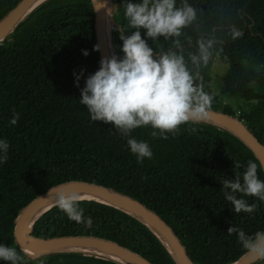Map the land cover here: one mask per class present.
<instances>
[{
	"label": "trees",
	"instance_id": "obj_1",
	"mask_svg": "<svg viewBox=\"0 0 264 264\" xmlns=\"http://www.w3.org/2000/svg\"><path fill=\"white\" fill-rule=\"evenodd\" d=\"M19 1L0 0V20ZM114 2L112 46L122 58L120 31L127 36L135 30L128 28L123 0ZM180 3L177 0V6ZM188 3L197 9V19L175 39L190 71L195 69L188 54L197 51L200 36L223 41L215 45L208 65L199 68L201 79L196 82L213 97L211 108L238 116L264 144V0ZM233 27L243 33L241 38H231ZM141 36L157 54L177 50L172 39L152 41L143 29ZM94 45L90 0H46L0 42V139L10 145L6 162L0 163V244L16 248L22 264H122L80 251L32 257L16 242L15 221L28 203L59 183L86 180L128 194L157 211L196 264H230L241 258L247 251L227 229L235 225L249 235L264 231V202L243 197L258 207L252 214H236L224 198L221 180L235 179L234 161L241 163L238 171L243 173L252 160L264 181V168L254 151L232 131L209 122L183 124L178 135L168 133L167 139L153 137L154 129L146 126L130 134L146 141L153 152L151 159L138 163L127 145L129 137L121 136L111 123L93 122L79 102L86 78L100 67ZM215 61L228 65L220 80L221 94L249 90L258 97L255 105L238 112L225 106L212 87ZM13 112L19 113L14 126L9 123ZM78 207L92 218L90 228L69 220L55 205L36 221L32 234L102 236L154 264H178L162 240L131 214L96 200L82 199Z\"/></svg>",
	"mask_w": 264,
	"mask_h": 264
},
{
	"label": "clouds",
	"instance_id": "obj_2",
	"mask_svg": "<svg viewBox=\"0 0 264 264\" xmlns=\"http://www.w3.org/2000/svg\"><path fill=\"white\" fill-rule=\"evenodd\" d=\"M121 6L128 28L135 31L127 36L120 31L123 57L113 54L101 58L99 69L86 78L79 102L87 108L93 122L111 123L121 136L129 137L130 151L138 163H143L145 158H152L153 152L146 141L130 137L134 129L151 126L153 137L159 135L167 139L168 133L178 135L181 125L207 118L213 97L196 81L201 79L199 68L208 65L215 45L223 41L200 36L196 41L197 51L188 54V61L195 69V72L190 71L182 46L175 39L197 19V9L188 0H181L180 6H177V0H140L138 3L123 0ZM141 29L152 41L160 37L165 41L172 39L179 51L169 49L157 54L142 38ZM230 35L236 40L243 33L233 27ZM94 50L98 51L99 45H94ZM82 52L85 56L89 54L87 50ZM83 72L81 69L79 75L74 73L77 87ZM18 120L19 113L13 112L9 123L14 126ZM9 147L6 139H0V163L6 162ZM241 167L239 161H234L235 179H222L221 189L236 214H252L258 206L249 204L243 197L252 196L264 202V181L258 178L256 162L249 160L243 173L238 171ZM237 193L242 194L241 198ZM80 199L75 192H61L56 198V206L69 220L90 228L93 220L85 217L84 210L78 207ZM227 233L236 234L238 243L254 259H264V231L249 235L233 225ZM0 260L7 264H22L17 249L4 244H0Z\"/></svg>",
	"mask_w": 264,
	"mask_h": 264
},
{
	"label": "water",
	"instance_id": "obj_3",
	"mask_svg": "<svg viewBox=\"0 0 264 264\" xmlns=\"http://www.w3.org/2000/svg\"><path fill=\"white\" fill-rule=\"evenodd\" d=\"M90 1L93 7L96 44L99 45L98 54L101 60L102 57H110L109 44L111 43L112 46L111 26L114 21L111 12L108 13L106 10L107 0ZM36 2L37 0H20L0 20V42L9 36L18 24L42 3L36 4ZM112 2L114 3V0ZM202 121L220 125L235 133L254 151L264 168V144L238 116L211 108L207 118ZM61 192L65 194L69 192H75L77 194L86 192L105 198L108 201L94 198H81L80 200L100 201L131 214L146 224L162 240L178 264H196L188 254L178 235L157 211L148 208L140 200L128 194L86 180H70L59 183L34 198L19 212L15 221L14 236L21 249L30 256L41 257L53 252L80 251L105 256L122 264H154L140 252L102 236L86 234L63 235L49 238L34 236L32 234L34 224L44 213L56 205V198ZM48 205H50V208L34 219L37 211ZM159 232L165 237L169 245L163 240ZM28 250L33 251V253L28 252ZM259 260L258 258L254 259L252 254L247 252L241 258L230 264H254Z\"/></svg>",
	"mask_w": 264,
	"mask_h": 264
},
{
	"label": "rangeland",
	"instance_id": "obj_4",
	"mask_svg": "<svg viewBox=\"0 0 264 264\" xmlns=\"http://www.w3.org/2000/svg\"><path fill=\"white\" fill-rule=\"evenodd\" d=\"M110 1L113 4V9H115V2L113 3L112 0ZM227 69V64L221 63L219 61H215L213 63L212 87L218 94H221V77L226 73ZM221 98L224 100L226 107H232L237 112L241 109L248 110L258 101V97L255 94L245 89H240L227 94H221ZM257 264H264V259H260Z\"/></svg>",
	"mask_w": 264,
	"mask_h": 264
},
{
	"label": "bare ground",
	"instance_id": "obj_5",
	"mask_svg": "<svg viewBox=\"0 0 264 264\" xmlns=\"http://www.w3.org/2000/svg\"><path fill=\"white\" fill-rule=\"evenodd\" d=\"M42 1H44V0H37L36 4L40 3ZM106 10H107L108 13L111 12V15H112L113 11H111V10H114V9H113V4L111 3L110 0H107ZM109 54H110V57L114 54L113 50H112L111 43L109 44ZM78 194L80 195L81 198H94V199H98V200H102V201H108V200H106L105 198H103V197H101L99 195H95V194H91V193L81 192V193H78ZM49 208H50V205L45 206V207L41 208L40 210H38L37 213L34 216V219L37 218L38 216H40L42 213H44ZM159 234L163 238V240L168 244V242L166 241L165 237L160 232H159ZM28 252L33 253V251H31V250H28ZM122 261L125 262L124 260H122Z\"/></svg>",
	"mask_w": 264,
	"mask_h": 264
}]
</instances>
